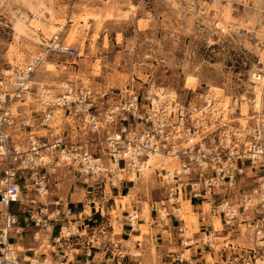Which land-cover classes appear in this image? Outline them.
<instances>
[{
  "label": "clouds",
  "instance_id": "obj_1",
  "mask_svg": "<svg viewBox=\"0 0 264 264\" xmlns=\"http://www.w3.org/2000/svg\"><path fill=\"white\" fill-rule=\"evenodd\" d=\"M127 184V197L114 194ZM71 188L89 218L91 204L126 201L115 234L77 230ZM193 197L206 203L193 211ZM13 203L39 233L7 225ZM173 215L189 219L175 230ZM43 217L70 227L53 239ZM221 228L234 239L218 264H264V0H0V232L17 239L0 237V264H100L109 250L117 264H202L196 248L215 246ZM90 239L101 256L77 261Z\"/></svg>",
  "mask_w": 264,
  "mask_h": 264
},
{
  "label": "rangeland",
  "instance_id": "obj_2",
  "mask_svg": "<svg viewBox=\"0 0 264 264\" xmlns=\"http://www.w3.org/2000/svg\"><path fill=\"white\" fill-rule=\"evenodd\" d=\"M140 23H143V21H141ZM162 23H163V21H162ZM138 27H139V24H138ZM98 39L99 40H103L105 42V44H107L108 41L111 38L110 37L105 38L103 36V34L101 33V35H100V37H98ZM83 47L84 48L89 47L88 41L84 42ZM119 62H120L119 61V53H117V57L113 58V63H119ZM99 63L100 62L97 61V70L98 71H102V69L99 68ZM154 63L155 62L153 61V64ZM116 72L119 75H121V76L126 75V73H124L122 71V69L119 68V67H117ZM135 79H137L139 81V77H136ZM133 186L134 185H132V184H127L126 187H125V191L123 193H117L115 189H113V192H114V194H121V195H124L125 197H127L128 196V189L133 187ZM83 187H87V185H83ZM91 191H92V189H89V192H91ZM75 194H76L75 188H71V189L68 190V193H67V196H66L68 209L69 208L73 209V207H75V206L78 207V208H81L83 206L85 207L83 201L73 202V196ZM53 199H54V201L59 202L61 200V196L57 195ZM89 199H91V196H89ZM154 202L155 203H161L162 201L157 199ZM205 203H206L205 201L204 202L196 201L194 203L191 201L192 210L194 211L196 206H200V205H203ZM125 204H126V201L125 202H121V201H118V200L108 201V203L105 205V212H103V213L101 212V215L96 214V216L98 218L97 219V223L103 222L104 225H107V229L106 230L109 231V232H112L113 234H115L116 233V227H115L114 217L116 215V208H117V206L124 207ZM41 206L45 207V205H41ZM89 206L93 207L94 210L97 209L96 204H91ZM61 208H63V204L54 203L50 207V210H56V209L60 210ZM201 211H205V209H201ZM85 214L89 215V212L86 211ZM121 215L124 216V217H127L129 214H128L127 211H123L121 213ZM149 215H150V219L156 220L157 212L154 209L151 211V213ZM110 219L113 221L112 223H109ZM169 219L171 220L172 228L175 229V230H178V229H180L182 224H184V223H186L188 221L189 218L185 217L183 220H181V219L177 218V216L173 215V216H170ZM18 221H19V227L23 228L22 225L24 226V224H25L24 220H23V216L19 217ZM219 221H220L221 225L224 224V222H223V220L221 218H219ZM193 222L197 223V224H201L202 223L200 219H195ZM139 223L141 224V226H143L146 223V221L145 220H140ZM25 226L27 227V229L21 235L24 238H27L30 235H32V232L30 230H34V229L31 226H27V225H25ZM63 226H65V225H63ZM167 231L168 230L165 229V232H167ZM129 232H132V228H131L130 225L125 224L124 225V231L119 234V238L121 240H123V241L130 240L131 237L128 235ZM199 232H203L206 236H210V235H212V227L205 228L204 226H201L200 229H199ZM220 232L222 234L218 237V242H217V244L215 246H213V245H211L209 243H205L202 248H199V247L196 248L195 255L192 258L193 259H201L202 260V264H218V261L226 262L227 259H228V253H227L226 248H223V247L220 246V243L224 242L225 238H227L229 240L234 239V232H233V230H230V229L229 230H225L223 228L220 229ZM174 234L175 233L173 232L172 235H174ZM134 235H136L139 238L141 233L140 232H136V233H134ZM195 238L199 239V233L195 234ZM16 241H17V239L15 240V242ZM163 242H164L163 234H159L158 233L157 234V238H156V243L157 244H163ZM176 243H177V246H179L182 243V241H176ZM227 247L230 248L231 244H228ZM21 248H23V247L21 246ZM188 249H189V251L191 250V245L188 246ZM43 253H45V252H43ZM45 254H47V253H45ZM205 254H207V255L205 256ZM234 258H236V257H234ZM127 261H128V258L126 257L125 260H124V264H127ZM185 264H186V262H185ZM241 264H242V261H241Z\"/></svg>",
  "mask_w": 264,
  "mask_h": 264
},
{
  "label": "crops",
  "instance_id": "obj_3",
  "mask_svg": "<svg viewBox=\"0 0 264 264\" xmlns=\"http://www.w3.org/2000/svg\"><path fill=\"white\" fill-rule=\"evenodd\" d=\"M63 208H61L60 210H62ZM89 209H90V215H91V218H89V215H86L85 212V207H81V208H78V207H73V209L69 208V213L71 216L73 217H76V218H79V219H82L83 220V224L81 225H78L77 226V229L78 231L80 232H84L85 229H87V234L89 237H94L95 236V232L97 229H100L102 226H104V223L101 222V223H97V216L96 214L98 215H101V211H98V209L94 210L93 207L89 206ZM57 210V209H56ZM60 210H57V211H60ZM83 214V215H81ZM72 223H76V220L73 219L71 221ZM63 225H66V221H64L63 224L61 223H56L55 226H56V230H54L53 232V235L52 236H56V233L58 232V228L59 227H62ZM22 227L24 229H27V227L22 225ZM78 239H80L79 237H73V239H71V241H77ZM17 244V241L14 242V245ZM23 247V245H21ZM52 247H55V245L52 244ZM84 245H75V259L77 261H95L97 259L98 256H101V248L100 247H96L91 239L87 242V249L88 251L85 252L84 251ZM88 252H90L91 254L89 255ZM63 252L61 251V254ZM113 250H109V251H106L102 254V259L100 261V264H107V262L109 260H114L113 259ZM25 255L29 258H32L33 256L36 257L37 255H39L42 259H46L47 258V254L43 253V252H40L38 250H32V249H28L25 251ZM53 255H55V253H53Z\"/></svg>",
  "mask_w": 264,
  "mask_h": 264
},
{
  "label": "built area",
  "instance_id": "obj_4",
  "mask_svg": "<svg viewBox=\"0 0 264 264\" xmlns=\"http://www.w3.org/2000/svg\"><path fill=\"white\" fill-rule=\"evenodd\" d=\"M27 130L28 131H31V129H27ZM121 163L123 165V162H121ZM25 184H26L25 181H23V180L20 181V185L21 186H24ZM23 190L27 192V188L26 187H23ZM189 190H190V188H189ZM191 201L194 203L196 201H202V202H204L205 200H203L202 198H195V197H193V198H191ZM41 207H43V206H41ZM16 210H17V204L13 203L12 204V211L14 213H16V215L18 216V218L23 216V220H24L25 225L31 226L35 230L36 233H39L41 231L40 227L38 226V222L35 219H33L31 210L25 211V212H17ZM220 218L223 220L224 223H226V221L224 219V213H221ZM42 219H43V221H46L49 225H52V224L55 225L57 223L55 221L49 220L47 217H43ZM6 223H7V225L9 227H14L17 223L19 225V221H14L12 219L7 220ZM65 226L70 227V224L68 223V221H66V225ZM63 227H59L58 228V232L56 233V236H52L53 239L61 237ZM54 230H56V226H54V229L52 231V235H53ZM0 237H3L6 240L7 244L15 246L14 245V242H15L16 238L14 236H8L7 233L0 232ZM73 237H77V236H75V235L69 236L68 239L71 240V239H73ZM53 245H55V244L53 243ZM0 247H3V244H0ZM61 255H63V253ZM32 258H35V257L33 256ZM118 259L119 258H116L115 260H113V264H117V260Z\"/></svg>",
  "mask_w": 264,
  "mask_h": 264
},
{
  "label": "bare ground",
  "instance_id": "obj_5",
  "mask_svg": "<svg viewBox=\"0 0 264 264\" xmlns=\"http://www.w3.org/2000/svg\"><path fill=\"white\" fill-rule=\"evenodd\" d=\"M121 167H123L122 163H121ZM204 205V204H203ZM115 214V213H114ZM218 223H220V221L218 220ZM221 224V223H220Z\"/></svg>",
  "mask_w": 264,
  "mask_h": 264
}]
</instances>
